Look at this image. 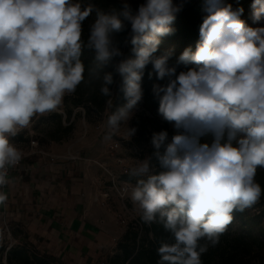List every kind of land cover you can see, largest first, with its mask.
<instances>
[{
    "label": "clouds",
    "instance_id": "1",
    "mask_svg": "<svg viewBox=\"0 0 264 264\" xmlns=\"http://www.w3.org/2000/svg\"><path fill=\"white\" fill-rule=\"evenodd\" d=\"M183 7L175 0H145L137 10L124 0L103 11L74 0H0V207L8 195L9 170L23 159L15 138L34 118L56 111L85 80L84 50L93 53L90 74L100 93L112 97L114 75L125 103L110 113L108 135L134 115L143 98L145 70L158 115L172 125L153 132L152 156L129 169L121 196L145 225H161L157 264H202L236 213L257 204L264 187V0H253L251 27L223 0H205L195 50L186 48L176 64L171 51L155 55L162 38L174 32ZM95 20L83 38L84 22ZM130 26L126 58L115 39ZM120 58V59H118ZM194 67L177 72V65ZM135 127H127L130 138ZM153 158L155 163H153ZM2 235V230H0Z\"/></svg>",
    "mask_w": 264,
    "mask_h": 264
},
{
    "label": "crops",
    "instance_id": "2",
    "mask_svg": "<svg viewBox=\"0 0 264 264\" xmlns=\"http://www.w3.org/2000/svg\"><path fill=\"white\" fill-rule=\"evenodd\" d=\"M58 114L65 120L64 111ZM50 133L46 144L34 136L15 140L24 153L34 154L12 171L2 189L8 200L0 207V230L5 216L17 245L36 255L61 264L106 263L126 229L115 220L117 203L103 207L96 200L100 182L107 179L96 142L80 134L55 139Z\"/></svg>",
    "mask_w": 264,
    "mask_h": 264
},
{
    "label": "trees",
    "instance_id": "3",
    "mask_svg": "<svg viewBox=\"0 0 264 264\" xmlns=\"http://www.w3.org/2000/svg\"><path fill=\"white\" fill-rule=\"evenodd\" d=\"M82 5H94L96 8L103 11H110L113 8L118 9L124 0H74ZM176 3H181V0H175ZM224 4H231L233 9L242 7L245 13L250 8L251 0H223ZM129 3V2H128ZM132 9L137 10L139 4L129 3ZM205 0H183V7L176 15L172 27L174 32L162 38L158 51L155 55H161L171 51L170 64H176L179 56L178 52L186 48L195 50L196 44L199 41V28L203 18L207 15L204 11ZM95 20V12L84 22L83 38L86 40L88 29L91 23ZM130 32L128 26L124 32L116 35L115 39L119 43L121 51L124 54L123 58L129 57L131 53V45H125L124 41ZM85 65V80L76 89V91L64 97L63 110L66 114L55 113L52 117L53 131L50 133L53 138L67 137L73 129L75 121H71L74 110V118L80 117L82 114L79 109L84 110V119L91 120L94 117H99L104 112H112L115 108L125 103L122 93L119 91L121 85V77L115 73L114 68L110 65L105 71H111L114 75V84L111 85L112 97H105L100 93L101 81L90 74V69L93 67V53L87 49L81 57ZM120 59V58H118ZM152 70L151 64L147 66L145 75L142 80L143 98L138 105H142L148 115H138L133 121V127L137 129V139L140 146L132 145L140 151V158L144 159L145 148H147V158L152 156L154 148L151 144L153 132L166 130L169 138L174 134L172 125L168 122L159 121L158 102L152 94V85L156 81L155 76L151 79L148 73ZM183 64L177 65V72L186 71ZM63 121L69 123L63 126ZM130 147V148H131ZM153 163L155 159L153 158ZM130 180V179H129ZM256 180L264 187V168L258 169ZM136 182V180L134 181ZM257 208V213L250 214L247 210L243 213H236L234 219H238L242 226V232H225L215 247H209L208 250L201 256L202 264H264L263 259H256L259 251L264 249V227L262 220L264 219V196L254 205ZM143 232L139 236V232L132 228H127L128 232L123 236L118 244L123 252V259L119 257L111 260V264H157L159 259L156 248L158 242L165 238L167 234L164 232L161 225L153 224L151 226L142 223ZM6 264H61L53 258L42 257L30 252L26 247H13L6 252ZM250 262V263H249ZM1 264V263H0Z\"/></svg>",
    "mask_w": 264,
    "mask_h": 264
},
{
    "label": "rangeland",
    "instance_id": "4",
    "mask_svg": "<svg viewBox=\"0 0 264 264\" xmlns=\"http://www.w3.org/2000/svg\"><path fill=\"white\" fill-rule=\"evenodd\" d=\"M127 2L134 3V4L136 3V4L140 5V4L144 3L145 0H127ZM252 3H253V0H251L250 5H252ZM251 16H252V8L250 6V8L245 13H243L240 18L242 20H244L245 23L251 27L261 26V25L253 24ZM183 51L178 52V56H180L183 53ZM183 66L186 69L194 67V65H192V64L183 65ZM66 96H68V95H66ZM63 107L64 106L62 103V105L56 111L34 118L33 123H32L31 132L26 134V135H23V136H27V137L34 136L35 137L34 139H37L40 142V144H46V142H47L46 139H48V134L51 131H53V127H54L52 117L55 113H58V111H64ZM76 112L77 111L74 110L73 115L71 117V120L75 121V126H74L72 133H71L70 139L73 140V138H75V136H77V134H80L81 138L86 136L88 138L93 139L97 145L96 146L97 147L96 153H97V155L101 156L100 159L104 162V163L102 162L101 164H105V165L111 167L112 169L116 170V166L114 165L113 160L110 159L109 154H108V147L111 144L118 145V151L120 154H123V155L129 154V149L132 145H137V146L141 147V144L138 142L136 133L130 138L127 136V127H133V121L138 115H148V113L144 110L142 105H137L136 109L134 110V115L128 121V125H127V123L121 124L120 129L117 132H115L114 134H112L110 139L106 138V136L108 135L107 119H108V116L110 115V112L106 111L102 115H100L99 117H94L91 120L84 119V117H83L84 116V110H82V109H79V112L82 115L80 117H77V119H75L74 116H75ZM159 121L160 122L163 121L161 119V117H159ZM96 126L100 127V130L98 132L96 130H94V128ZM155 132H159V131L156 130ZM59 144H63V143H59ZM150 145H152V144H150ZM146 150H147V148H145V150H144L145 151L144 159L147 158ZM140 160H143V159H140ZM124 178H126L128 180L130 179V180L135 181V178H132L129 175L125 176ZM254 207H256V206H253V207L247 209V211L250 214L257 213L258 209L254 208ZM262 226L264 227V219L262 220ZM243 230L244 229H243L241 222L238 219H234L233 223L231 225H229L226 232L237 233V232H242ZM127 232H128V230L126 229L125 234ZM12 237H13V234H12ZM9 242L10 241L3 235L2 244H0V263L1 264H4V262H5L6 247H7V244ZM17 246L18 245L16 244L15 247H17ZM256 256H257L256 259H263L264 260V249H263V251H259ZM116 257H119L120 261H122V259H123V252L120 250L118 245H117V249L114 252V254L111 255L107 259L106 264H111V260L116 258ZM252 259L250 261L251 264L254 261Z\"/></svg>",
    "mask_w": 264,
    "mask_h": 264
},
{
    "label": "built area",
    "instance_id": "5",
    "mask_svg": "<svg viewBox=\"0 0 264 264\" xmlns=\"http://www.w3.org/2000/svg\"><path fill=\"white\" fill-rule=\"evenodd\" d=\"M31 128L23 130L21 133H19L15 138H13V143H15V140L23 135H26L31 132ZM98 130H100V127H97ZM24 153V152H23ZM34 152H29L28 154L24 153L23 159L20 161V163L15 166L14 168H11L9 170V178L11 176L12 171L21 169L23 163L25 162V159L29 155H33ZM108 154L110 159L113 160L114 165L116 166V170L112 169L111 167L100 164L101 168L103 169L104 173L106 174V181L100 182V185L102 188L98 192L96 196V200L103 206L108 207L112 203H117L118 207L114 210V217L116 222L124 227V228H132L135 231L139 232V236H141L143 232V226L142 222L139 219L138 214L133 209V205L129 199L126 197L121 196V187L123 182L130 181L132 184H135L133 180H128L124 178L125 176L129 175V169L134 167L140 158V151L136 147H131L129 149L128 155L120 154L118 151V145L111 144L108 147ZM3 235L10 241L7 244L6 252L9 251L11 248L15 247L17 244L13 237H12V230L11 226L8 223L6 217L4 216L3 219ZM101 264H106L105 262Z\"/></svg>",
    "mask_w": 264,
    "mask_h": 264
},
{
    "label": "water",
    "instance_id": "6",
    "mask_svg": "<svg viewBox=\"0 0 264 264\" xmlns=\"http://www.w3.org/2000/svg\"><path fill=\"white\" fill-rule=\"evenodd\" d=\"M4 264H6V261L4 262Z\"/></svg>",
    "mask_w": 264,
    "mask_h": 264
}]
</instances>
